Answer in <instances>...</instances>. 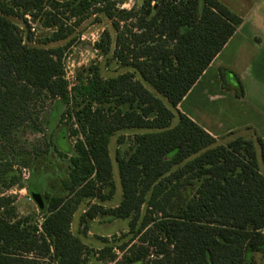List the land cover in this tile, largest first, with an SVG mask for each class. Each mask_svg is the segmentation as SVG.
<instances>
[{
  "label": "trees",
  "instance_id": "1",
  "mask_svg": "<svg viewBox=\"0 0 264 264\" xmlns=\"http://www.w3.org/2000/svg\"><path fill=\"white\" fill-rule=\"evenodd\" d=\"M127 1L0 0V264H86L85 243L71 225L90 199L99 201L81 214L85 229L99 216L128 220L132 236L119 246L128 247L124 258L110 246L101 250L113 264H142L151 248L156 258L147 264H258L256 253L264 255V140L235 135L222 143L177 108L243 19L220 0H136L126 8ZM27 13L52 32L31 43L14 20L27 22ZM99 14L116 36L105 31L97 47L131 70L104 77L90 65L70 93L62 58L75 38L49 44L69 36L66 20L77 25ZM220 75L224 87L244 95L236 73L221 68ZM42 96L53 100L49 126L76 116L71 133L82 137L73 146L61 126L55 144L20 147L23 128L43 129L34 106ZM127 128L144 131L125 153L117 151L122 199L105 207L100 202L115 190L110 141ZM7 148L14 161H3ZM50 153L68 159L67 174L46 193L38 223L18 214L2 189L24 186L14 162L39 167ZM136 238L139 244H132Z\"/></svg>",
  "mask_w": 264,
  "mask_h": 264
},
{
  "label": "rangeland",
  "instance_id": "2",
  "mask_svg": "<svg viewBox=\"0 0 264 264\" xmlns=\"http://www.w3.org/2000/svg\"><path fill=\"white\" fill-rule=\"evenodd\" d=\"M135 2L136 0H128L123 4V6L130 8L135 4ZM14 20L20 25L28 39H31V43H35L36 41L43 39L45 34H48L53 30L52 28L44 27L40 19H31L36 28L34 32L30 30L31 24L29 21L23 22L20 17H16ZM66 24L71 27V33L69 36L66 39L52 42L49 45H64L72 38H75L65 49L63 55L66 62H75L77 78L75 86L79 85V75L82 73L83 69L89 67L90 65H98L101 74L104 77L114 76L131 70L130 67L120 64L117 59L113 58L112 52L102 53L100 49L98 53H94L92 51L93 38L97 40L96 43L99 42L105 31H108L113 39L116 36V31L113 28L111 21L104 14L88 16L77 25L73 23V20H66ZM80 51H83L86 56L81 57L79 54ZM137 78H140V76L137 75ZM146 85L155 92V90L148 83H146ZM159 96L162 97L161 95ZM208 97L209 96L199 98L198 96H191L188 102L191 105L193 113L197 115L196 117L198 122L204 121V123H206V125L211 127L214 131H223L227 127L238 124V121L244 116L243 112L251 110L248 105H238V102L233 101V95L232 97L218 98L215 96L214 92L211 98ZM52 104L53 100L51 98H45L42 96L36 100L34 104L35 112L36 115L39 116L38 122H43V129L40 132H34L29 127L23 128L19 132V143L21 148L27 147V150H29L33 144L37 143L40 144L42 148L46 147V144H49V142L55 144L52 138L56 137V134L59 132L61 126H65L69 131V141L72 146L78 138L82 137L80 134L72 135L71 133L73 129L78 128L76 116L70 118L68 115H64L63 118H59L54 126L48 125L47 119L49 117ZM67 107V105L64 106L62 111L63 113L66 112ZM246 115L247 119H252V121L263 127L264 123L262 116L253 117L248 114ZM142 131H144V129L141 128L122 129L111 138L109 147L113 162L115 190L111 198L100 202L105 207L116 206L122 199L120 175L116 160L117 151H120L122 154L125 153L130 144H132L133 136ZM235 135L238 134L227 136L224 141H229ZM242 135L246 137H254V134L250 130H247ZM120 138H122L121 141H119ZM20 147L19 149H21ZM8 149L9 148L6 149V155H4L3 161H14V158ZM73 153L74 151L69 154ZM259 158V168L263 172V162L260 156ZM67 165L68 159L59 156L56 153H50L49 159H45L39 167H34L33 165L26 166L21 162H14L12 170L21 176V182L24 186L20 187L15 185L9 189L4 188L2 190L5 194L14 198V204L17 207L18 214L23 216L30 215L34 218V220L40 223L43 220L45 212L40 209L38 203L33 198L31 191L34 190L40 192L46 201V193L53 192V190L59 186L61 177L67 174ZM10 173L11 171L9 174ZM98 201V199L85 200L76 211L71 228L73 233L76 236H79L85 243L86 248L84 251V259L86 260V264H113V262H110L108 259L110 253H107V256L101 258V250H103L106 246H110L112 247V251L116 253L118 259H123L128 247L125 251H123L119 248V246L132 236V232L130 231L127 219L111 218L109 216L96 217L88 222V227L85 229V226L80 222V216L85 212V210H87L90 204ZM144 210L145 205L142 207V215ZM134 243L139 244V238L134 239L132 244ZM30 255L35 254L31 253ZM155 258L156 254L151 248L148 258L143 260L142 264H147L149 262L148 260ZM255 260L258 264H264V255L256 253Z\"/></svg>",
  "mask_w": 264,
  "mask_h": 264
},
{
  "label": "crops",
  "instance_id": "3",
  "mask_svg": "<svg viewBox=\"0 0 264 264\" xmlns=\"http://www.w3.org/2000/svg\"><path fill=\"white\" fill-rule=\"evenodd\" d=\"M243 19L235 33L224 45L222 50L212 60L210 65L198 78L192 88L184 96L177 108L194 121L202 125L218 141L225 143L231 133L242 135L247 130L264 140V125H258L247 115L262 116L264 123V0H220ZM225 68L236 73L244 87V95L238 97L232 90L224 87L220 69ZM226 79L234 81L231 73L227 72ZM232 97L238 105H248L251 110L244 111V116L238 124L227 127L223 131H214L197 120L188 102L191 96L199 98ZM208 97V98H209ZM198 98V100H199ZM260 124V123H259Z\"/></svg>",
  "mask_w": 264,
  "mask_h": 264
},
{
  "label": "built area",
  "instance_id": "4",
  "mask_svg": "<svg viewBox=\"0 0 264 264\" xmlns=\"http://www.w3.org/2000/svg\"><path fill=\"white\" fill-rule=\"evenodd\" d=\"M25 17L28 19L27 21H29V23L31 24L30 30L32 32H34L36 30V28H35V25L31 21L33 16L31 14L27 13L25 15ZM96 41L97 40L95 38H93L92 51L94 53H98L99 52V48L96 45ZM79 54L81 55V57H85L86 56V54L83 51H80ZM62 62H63V66H64V71H65L64 78L66 79L67 84H68V91L71 93L73 87L76 84V79H77L76 78V70H75V62H70V61L66 62L64 56L62 58Z\"/></svg>",
  "mask_w": 264,
  "mask_h": 264
},
{
  "label": "water",
  "instance_id": "5",
  "mask_svg": "<svg viewBox=\"0 0 264 264\" xmlns=\"http://www.w3.org/2000/svg\"><path fill=\"white\" fill-rule=\"evenodd\" d=\"M31 193H32L33 198H34V199L36 200V202L38 203V205L41 206V207H43V206H44V201H45V200H44L42 194H41L40 192H38V191H34V190H32Z\"/></svg>",
  "mask_w": 264,
  "mask_h": 264
}]
</instances>
